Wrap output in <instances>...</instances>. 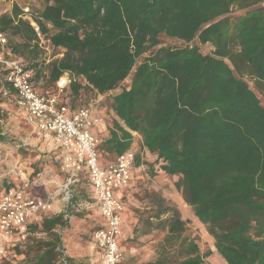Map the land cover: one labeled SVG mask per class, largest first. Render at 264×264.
I'll return each mask as SVG.
<instances>
[{"label": "trees", "instance_id": "16d2710c", "mask_svg": "<svg viewBox=\"0 0 264 264\" xmlns=\"http://www.w3.org/2000/svg\"><path fill=\"white\" fill-rule=\"evenodd\" d=\"M9 1L0 13V32L37 68L34 79L41 78L43 65L49 87L68 72L73 108L90 93L112 94L118 119L100 154L131 149L137 132L154 160L139 155L135 169L147 164L179 177L177 189L227 264H264V0ZM163 37L183 45H165ZM44 38L57 53L38 64ZM0 103L2 118L5 101ZM2 132L0 126L3 141ZM48 154L50 164L62 167L60 150ZM42 164L19 167L34 179L46 169ZM0 177L1 196L16 179L10 172ZM154 200L155 227L167 228V244L180 240L184 251L179 261L164 255L157 264H209L205 259L213 251L202 253L182 236L188 221L180 210L157 194ZM71 220L50 214L31 225L33 235L15 248L18 259L55 264L57 247H64L62 232L54 229L64 230ZM39 233L49 237L37 241L28 261Z\"/></svg>", "mask_w": 264, "mask_h": 264}, {"label": "built area", "instance_id": "2783aa9c", "mask_svg": "<svg viewBox=\"0 0 264 264\" xmlns=\"http://www.w3.org/2000/svg\"><path fill=\"white\" fill-rule=\"evenodd\" d=\"M34 76V69L14 52L7 35L0 32V99H13L25 114L33 134L49 149L60 150L65 176L59 180L48 170H42L31 179L19 165L12 169L16 183L0 196V264H29L18 259L15 248L26 244L33 235L31 225L56 211L71 219V212H82L90 204L81 200L73 202L72 185L80 181L81 173L87 174L95 204L105 219L93 232L90 251L97 256L96 264H123L121 238L125 205L118 192L130 185L139 154L131 148L103 166L101 139L95 131L102 119L92 106L72 107L68 90L70 74L64 73L54 88L45 89L37 86ZM3 121L0 118L1 128ZM52 185L55 191L50 189ZM54 232L60 233V229ZM39 234L47 239V233ZM56 251L55 264H70L64 248L58 246Z\"/></svg>", "mask_w": 264, "mask_h": 264}, {"label": "rangeland", "instance_id": "374dc122", "mask_svg": "<svg viewBox=\"0 0 264 264\" xmlns=\"http://www.w3.org/2000/svg\"><path fill=\"white\" fill-rule=\"evenodd\" d=\"M10 7L11 2L9 0H0V10L9 9ZM235 14H241V12L237 11ZM163 43L173 46L183 45L182 41L167 37H163ZM41 47L44 53L40 56L38 64L48 63L57 51L53 49L45 38L41 41ZM202 50L207 53L210 51V46H203ZM61 55L62 53L59 52L58 56ZM39 69L41 78L35 79L37 86L40 89L54 88L55 85H50L49 87L46 83V75L44 74L46 72L45 65L39 67ZM36 71L37 68L34 70L35 74ZM129 83L130 79L128 78L119 89ZM257 94L262 97L258 91ZM111 96L112 94L103 96L90 93L89 98L84 100L85 103L77 100L75 104L77 106H92L98 109L102 113L105 126L109 129L117 120L115 118L116 114L111 108ZM3 118L2 131L4 132L5 140H0V174L3 176L10 172L13 176V172L11 171L16 165L24 163V165L33 166V164L38 162V164L43 163L42 166L46 167L45 170L54 174L59 180H64L61 174L62 167L56 166L54 163L50 164L48 159L49 147L33 134V130L28 124L25 114L15 105L13 99L5 100ZM101 136L103 139L107 137L103 134ZM133 136L134 142L132 148L137 150L140 156L142 155V159L152 162L154 157L150 152L143 150L141 136L138 133L133 134ZM24 142H28L29 144L22 145ZM101 155L104 160L115 157V154H107L106 152H103ZM58 156L57 154L55 158H58ZM42 160L44 161L42 162ZM134 171L133 180L125 191L126 209L124 214V232L122 235L125 264H157L158 260L164 257V255L172 261H179L184 256L180 240L168 245L166 241L169 234L168 229L155 227L157 220L151 217L156 206L153 203L155 201L154 194L163 198L166 203L177 207L180 210L182 218L188 221L187 228L182 234L183 237L191 238L199 244L202 253L208 250L213 251V254L205 259L206 262L209 264H227L216 250L214 238L208 233L206 226L196 218L192 209L185 202L182 192L177 189L176 182L179 177L166 175L158 166L152 171L147 164H143ZM55 173H59L60 176H57ZM72 189L77 200L83 198L82 191H89V182L82 180L80 183L73 184ZM85 197L88 198L89 193H86ZM56 214H59V211L53 213V215ZM71 216L72 220L67 228L60 230L62 232L63 247L70 258V264H89L86 263V259L90 249L91 238L93 232L101 225L102 220L96 212L73 211L71 212ZM167 216H163L162 219ZM48 237L47 235L46 238ZM43 239L41 235H38L35 239L31 240V246L33 247L26 253L28 261L37 253V241Z\"/></svg>", "mask_w": 264, "mask_h": 264}, {"label": "crops", "instance_id": "0c3cea01", "mask_svg": "<svg viewBox=\"0 0 264 264\" xmlns=\"http://www.w3.org/2000/svg\"><path fill=\"white\" fill-rule=\"evenodd\" d=\"M96 111L98 112V114L100 115V117H101L102 120H101V123L95 128V131L98 133V135H99V137H100V139H101V142H102V141L106 140L107 138H109V134H110V131H111V129L113 128V126H112L111 128H109V129H107V127H106L105 124H104V118H103V116H102V113H101L98 109H96ZM115 118L118 119L117 116H115ZM133 133H137V132H132V134H133ZM102 134H103L104 136H107V137H106L105 139H103V137L101 136ZM132 147H133V146H132ZM143 150H144V151H148V150L145 149V148H144ZM138 156H139V155H138ZM115 158H116V156H115V157H112V159L104 160V159H102V156H101V163H102L103 166H105V165H107L108 163L115 161ZM134 170H135V168H134ZM134 172H135V171H133L131 181L133 180ZM81 176H82V178H81ZM82 180H83V181L86 180V181L89 182V178H88V176H87L86 173H81V175H80V181L77 182V183H80ZM130 183H131V182H130ZM89 187H90L89 191H87V192H86V190H83V191H82V195H83L84 197L79 199V200H81L82 203L90 202V204H91V205H90V204L87 205V206L83 209V211L96 212V214H98V215L100 216L101 220H102L101 225H103L105 219L103 218V216H102V214H101V212H100L98 206L95 204V198H94V194H93V191H92V188H91V184H90V182H89ZM50 189L53 190V191H55V190H56V187H55L54 185H52V186H50ZM126 190H127V188H125V189H123V190H121V191L118 192L119 197H120V198L123 200V202H124L125 209H126V196H125V193H126L125 191H126ZM86 193H89V197H88V198L85 197V194H86ZM58 206H61V205H58ZM124 214H125V210H124V213H123V215H122V229H123V227H124V221H125ZM101 225H100V226H101ZM123 232H124V231H123ZM121 245L123 246V237L121 238ZM75 249H76V248H75ZM75 249H74V250H75ZM96 259H97L96 254L92 253V252L90 251V249H89V252H88V254H87L86 263H89V264H96ZM123 264H125L124 261H123Z\"/></svg>", "mask_w": 264, "mask_h": 264}]
</instances>
